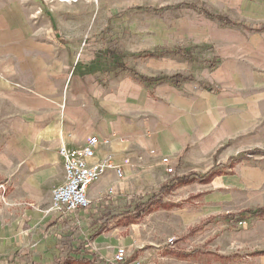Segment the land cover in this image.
Segmentation results:
<instances>
[{
  "label": "crops",
  "instance_id": "0c3cea01",
  "mask_svg": "<svg viewBox=\"0 0 264 264\" xmlns=\"http://www.w3.org/2000/svg\"><path fill=\"white\" fill-rule=\"evenodd\" d=\"M165 6L141 15L147 23L122 26L53 29L17 10L1 17L0 182L8 191L0 210V264H61L82 256L108 264L119 246L128 257L139 254L128 264L138 263L140 250L160 257L156 225L178 205L145 217L136 240L107 232L111 225L102 230L98 212L117 206L120 192L157 191L172 177L215 171L209 183L173 190L196 196L208 216L232 199L234 187L251 185L247 169L237 166L241 156H234L264 146V0H170ZM117 32L125 35L115 40ZM123 67L158 81L144 83ZM89 135L109 139L96 160L109 159L123 178L106 170L88 188L91 204L78 212L75 226L47 209L52 191L64 184L58 149H78ZM163 157L173 175L161 166ZM235 160L242 182L226 175ZM192 216L180 220L183 226Z\"/></svg>",
  "mask_w": 264,
  "mask_h": 264
},
{
  "label": "rangeland",
  "instance_id": "374dc122",
  "mask_svg": "<svg viewBox=\"0 0 264 264\" xmlns=\"http://www.w3.org/2000/svg\"><path fill=\"white\" fill-rule=\"evenodd\" d=\"M169 2L170 0H98L96 4L80 2L66 5L51 0H0V24L4 14L10 11L16 14L17 10V13L25 14L24 17H27L28 21L47 25L53 29L63 25L88 23L122 26L127 23L143 22L141 21L143 14H153L168 9L169 6L165 4ZM120 35L125 33H114L115 40L120 39L121 37H118ZM240 156L239 164L236 160L229 164L230 169L226 171V175L230 178L235 176L242 182L241 169H237V166L241 165V168L247 169L243 176L251 185L246 184L245 189L239 185L234 187L233 193H229L232 199L219 207L216 212L208 216L203 215L202 203L196 196L184 198V192L172 191L161 194L160 188L168 185L175 178L172 177L157 191L120 192L117 206L109 205L103 212H98L101 216L100 220H103L100 228L105 230L111 225L112 228L107 229V232L117 229L116 233L122 237L132 236L136 240L139 231L144 233L143 222L149 215L135 219L138 214L149 204L154 209L159 208V202L168 207L175 204L178 205L176 206L178 210L167 212L165 215L168 221L157 224V231L154 234L155 241L157 243L162 241L163 244L164 237L173 234L177 238L175 247L169 248L163 245L160 257H146L144 250H140V260L132 264H264V255H256L264 251V219L227 218L228 214H236L244 209L255 210L264 207V146L237 152L234 157ZM95 187L100 190L103 184L96 183ZM187 214L193 215L194 219L183 226L180 220L186 219ZM171 215H177L176 223L171 221ZM129 221L133 223H128ZM137 255L139 254L135 252L132 256H127V260L137 258Z\"/></svg>",
  "mask_w": 264,
  "mask_h": 264
},
{
  "label": "built area",
  "instance_id": "2783aa9c",
  "mask_svg": "<svg viewBox=\"0 0 264 264\" xmlns=\"http://www.w3.org/2000/svg\"><path fill=\"white\" fill-rule=\"evenodd\" d=\"M59 4L72 5L80 2L96 4L98 0H51ZM109 139L101 140L96 135L87 136L82 146L78 149H68L64 145L58 149L62 158L64 184L52 191V199L47 213H53L61 218H67L73 225L78 226L77 214L81 210H87L90 206L87 190L97 182L106 170H112L118 179L123 178L121 167L115 166L109 159L96 160V150L100 145H108ZM151 150L150 155H155ZM161 166L166 174H173L168 158L160 159ZM7 184L0 182V210L7 203ZM110 195V194H109ZM177 238L172 235L166 238L164 246L174 248ZM86 247L92 248L89 239L85 240ZM127 250L124 246L116 247L108 264H125Z\"/></svg>",
  "mask_w": 264,
  "mask_h": 264
},
{
  "label": "trees",
  "instance_id": "16d2710c",
  "mask_svg": "<svg viewBox=\"0 0 264 264\" xmlns=\"http://www.w3.org/2000/svg\"><path fill=\"white\" fill-rule=\"evenodd\" d=\"M182 6H184V5H182ZM189 7H193L194 8L193 5H190ZM140 10H141V8H140ZM202 12L208 18L218 19V20L224 22L227 25H232V23L229 20L225 19V18H222L220 16L211 15L210 13H208L206 11H202ZM167 54H170V52H167ZM176 54H180V52H177ZM122 70L130 72L134 77L139 78L144 83H155V82L158 81V80H155V79H147L145 77H141L134 70L126 69L125 67H123ZM172 78L176 79V78H179V77L176 76V77H172ZM159 80H163V79H159ZM218 175H219V173H217L215 171H212V172H209V173H206V174H203V175H200V174H197V173H189V174H187L185 176L177 177V178L171 180L168 183V185H165V186L160 188V193L161 194L170 193V192H172L173 190H175L176 188H178L180 186L188 185V184H191V183H194V182L206 184V183H209L215 176H218ZM159 204H160L159 208H162L164 210H169L170 208L174 207L173 205L168 207L165 204H162L161 202H159ZM151 206L152 205L149 204L146 209H144L140 214H138L135 217V219L140 218V217H142L144 215L151 214L156 209H158V208L154 209ZM252 217H255V218H258V219H264V207H259V208L255 209V210L244 209V210L239 211L236 214H228L227 215V218L232 219V220L233 219H235V220H237V219H247V218H252ZM128 223H133V221H129ZM256 255H258V256L264 255V251L263 252H258ZM133 260H134V257L131 258V259H128L125 264L131 263ZM61 264H93V263H91L90 258L82 256L79 259L74 258V257H67V259Z\"/></svg>",
  "mask_w": 264,
  "mask_h": 264
}]
</instances>
